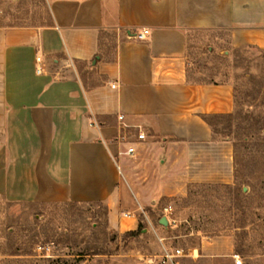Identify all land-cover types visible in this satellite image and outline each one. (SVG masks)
I'll return each mask as SVG.
<instances>
[{"label":"crops","instance_id":"1","mask_svg":"<svg viewBox=\"0 0 264 264\" xmlns=\"http://www.w3.org/2000/svg\"><path fill=\"white\" fill-rule=\"evenodd\" d=\"M48 4L50 26L0 29V197L104 203L109 226L125 234L139 230L140 209L183 196L186 185L234 181L233 147L215 141L203 118L232 114L234 88L190 80L189 33L227 31L232 48L264 52V0ZM132 163L154 170L155 185ZM146 215L142 235H155L148 263L161 264L162 234L173 227ZM233 253L223 237L203 239L189 256Z\"/></svg>","mask_w":264,"mask_h":264},{"label":"rangeland","instance_id":"2","mask_svg":"<svg viewBox=\"0 0 264 264\" xmlns=\"http://www.w3.org/2000/svg\"><path fill=\"white\" fill-rule=\"evenodd\" d=\"M51 24L48 0H0V29ZM188 56L192 82L234 88L232 118L212 119L216 137L233 147L234 181L189 184L183 196L140 209V233L112 229L104 203L43 205L0 197V264H152L155 235H142L146 212L157 220L170 207L175 223L162 235L167 248L184 251L179 264H235V256L243 264H264V52L232 48L227 31H192ZM135 166L140 181L154 186V170ZM223 237L232 240V256L212 262L189 256L203 239Z\"/></svg>","mask_w":264,"mask_h":264},{"label":"built area","instance_id":"3","mask_svg":"<svg viewBox=\"0 0 264 264\" xmlns=\"http://www.w3.org/2000/svg\"><path fill=\"white\" fill-rule=\"evenodd\" d=\"M146 35H148V31H144L143 33H140L139 35H137V37L140 40H144L146 38ZM37 62V68H36V72L37 74H42L43 73V67H42V58L41 57H37L36 59ZM115 86H113L114 88ZM120 120H123V117H119ZM145 134L144 133H139L137 138L139 140H144L145 139ZM135 153V149L133 147H130L127 150V154L128 155H133ZM172 214V208H166L165 209V216L169 222H171L172 224L175 223L174 220H172L169 216ZM183 250L180 249H173L170 250L169 248H164L163 251V256H162V260H161V264H179V262L177 261L179 258L183 257ZM234 263L235 264H243L242 259L240 258V256H235L234 258Z\"/></svg>","mask_w":264,"mask_h":264},{"label":"trees","instance_id":"4","mask_svg":"<svg viewBox=\"0 0 264 264\" xmlns=\"http://www.w3.org/2000/svg\"><path fill=\"white\" fill-rule=\"evenodd\" d=\"M232 116H233V113L232 114H227V115H209V116H204L203 118H204V120L209 124V126L212 128V130H213V139L215 140V141H221L220 139H218L217 137H216V131H214V123H213V121H212V119L213 118H232ZM73 202H67V203H59V204H72ZM35 204H47V203H35ZM95 204H102V203H100V202H98V203H95ZM107 206V205H106ZM108 209V208H107ZM140 231H141V225H140V227H139V230L138 231H136L137 233H140Z\"/></svg>","mask_w":264,"mask_h":264},{"label":"water","instance_id":"5","mask_svg":"<svg viewBox=\"0 0 264 264\" xmlns=\"http://www.w3.org/2000/svg\"><path fill=\"white\" fill-rule=\"evenodd\" d=\"M160 223H161L162 225H165V226L168 225L167 218H166V217H163V218L161 219Z\"/></svg>","mask_w":264,"mask_h":264}]
</instances>
